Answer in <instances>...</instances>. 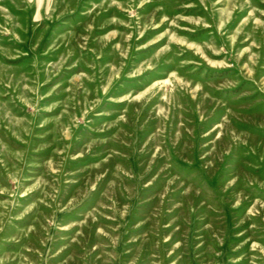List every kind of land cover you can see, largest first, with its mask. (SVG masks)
Returning a JSON list of instances; mask_svg holds the SVG:
<instances>
[{"label": "rangeland", "instance_id": "rangeland-1", "mask_svg": "<svg viewBox=\"0 0 264 264\" xmlns=\"http://www.w3.org/2000/svg\"><path fill=\"white\" fill-rule=\"evenodd\" d=\"M0 264H264V0H0Z\"/></svg>", "mask_w": 264, "mask_h": 264}]
</instances>
